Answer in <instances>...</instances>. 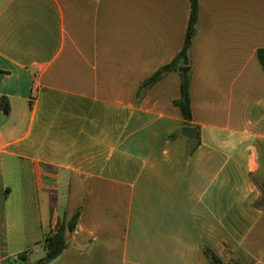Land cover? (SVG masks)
<instances>
[{
    "label": "crops",
    "instance_id": "1",
    "mask_svg": "<svg viewBox=\"0 0 264 264\" xmlns=\"http://www.w3.org/2000/svg\"><path fill=\"white\" fill-rule=\"evenodd\" d=\"M0 0V264H264V0ZM196 133V136H197ZM43 251L42 257H35Z\"/></svg>",
    "mask_w": 264,
    "mask_h": 264
},
{
    "label": "trees",
    "instance_id": "2",
    "mask_svg": "<svg viewBox=\"0 0 264 264\" xmlns=\"http://www.w3.org/2000/svg\"><path fill=\"white\" fill-rule=\"evenodd\" d=\"M191 2V12L188 22V27L186 31L185 42L182 50L177 54V56L168 64L160 68L156 73H154L150 78H148L143 84L144 86H150L156 81L161 79L164 74L170 71H179L181 67L189 66L191 67V58L190 50L193 44V40L197 31L198 19H199V1L190 0ZM258 59L262 64L264 69V48H260L257 51ZM182 75V84H181V97L176 100V105L180 108L181 113L184 117L185 124L189 126H194L192 124V104H191V95H190V83H191V73L189 72L186 76ZM0 109L4 112H10V102L6 96H0ZM196 145L198 146L201 143L200 132L198 130L197 136L194 139ZM260 187L264 190V183L258 182ZM80 212L77 211L68 225L65 223L64 219H59L56 225V230L46 235L44 241V248L46 254L43 258L37 260L36 262H30L27 254H22L21 258L24 261V264H48L57 257H59L68 247L69 241L66 236V230L69 229L71 232H74L77 226V220ZM204 252L210 261V264H245L237 259H232L230 261H225L216 250L208 245H203Z\"/></svg>",
    "mask_w": 264,
    "mask_h": 264
},
{
    "label": "water",
    "instance_id": "3",
    "mask_svg": "<svg viewBox=\"0 0 264 264\" xmlns=\"http://www.w3.org/2000/svg\"><path fill=\"white\" fill-rule=\"evenodd\" d=\"M180 71L183 73L184 76H186L190 71V67L189 66L181 67ZM196 133H197V128L193 126H186L182 129V134L192 139L196 137Z\"/></svg>",
    "mask_w": 264,
    "mask_h": 264
},
{
    "label": "rangeland",
    "instance_id": "4",
    "mask_svg": "<svg viewBox=\"0 0 264 264\" xmlns=\"http://www.w3.org/2000/svg\"><path fill=\"white\" fill-rule=\"evenodd\" d=\"M44 254H43V251H41V253L40 254H36L35 256H34V258L35 257H42Z\"/></svg>",
    "mask_w": 264,
    "mask_h": 264
}]
</instances>
